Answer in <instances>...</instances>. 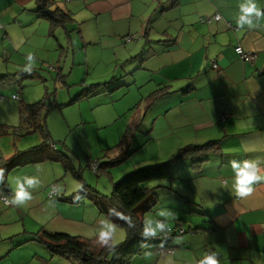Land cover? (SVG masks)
Wrapping results in <instances>:
<instances>
[{
    "label": "crops",
    "instance_id": "obj_1",
    "mask_svg": "<svg viewBox=\"0 0 264 264\" xmlns=\"http://www.w3.org/2000/svg\"><path fill=\"white\" fill-rule=\"evenodd\" d=\"M67 2L55 0L74 21L67 28L53 29L35 13L36 0H0V57L4 62L12 60L16 52L13 44H6L8 39L14 42L17 30L26 40H31L32 33L33 39L41 35L57 40V31L63 29L69 41L75 33L85 46L127 52L143 73L132 76L137 80L131 87L153 84V75L158 74L161 81L157 86L178 85L163 103L190 104L205 116L195 122V140L182 141L178 149L183 144H221V154L211 155L199 166L189 159L176 162L173 179L152 186L163 187L157 190L158 210L174 214L173 221L164 216L159 220L167 219L175 226L183 223L186 230L179 236L181 243L172 240L150 250L159 255L163 248L174 251L160 255L155 264H198L212 253L219 264H264V182L254 185L248 197L235 196L231 188L235 172L230 164L231 160L241 165L253 161L264 171V20L254 29L247 25L238 29L235 21L244 0ZM257 4L264 9V0ZM217 15L221 16L219 22L213 20ZM238 46L256 55V60L242 61L236 53ZM38 63L48 64L44 59Z\"/></svg>",
    "mask_w": 264,
    "mask_h": 264
},
{
    "label": "rangeland",
    "instance_id": "obj_2",
    "mask_svg": "<svg viewBox=\"0 0 264 264\" xmlns=\"http://www.w3.org/2000/svg\"><path fill=\"white\" fill-rule=\"evenodd\" d=\"M63 1L68 4L67 0ZM56 34L57 40L41 35L33 39V33L31 40H26L17 30L14 42L8 39L6 44H13L16 49L12 60L4 62L0 57V76L24 72L13 85L0 87V125L23 130L18 132L15 141L17 156L13 139H0V155L14 157L10 171L4 172L6 186L11 189L8 199L11 201L15 195L17 178L37 176L41 181L36 190L28 189L32 191V199L24 206L9 207L0 202V264H79L52 256L34 241L35 233L44 229L94 240L103 227L102 221L110 220L95 200L109 197L113 184L127 174L174 159L186 146L183 144L178 149V144L195 140V122L205 117L190 104L163 103L162 99L155 103L149 101L154 91L165 87L157 86L161 81L158 74L153 75V84L131 87L134 79L137 80L132 76L141 73V65L134 64L127 52H102L95 46H85L75 33L69 41L63 29ZM43 59L48 62L44 67L36 64ZM171 86H168L170 93L178 85L171 83ZM13 95L21 100H13ZM40 102H44L42 125L49 138L39 129L29 134L20 121L21 104ZM39 152L53 155L57 161L34 164ZM102 163L107 164L105 169L110 170V176L103 170L96 172L95 168ZM81 185L83 189L78 193ZM51 190L58 192V199H49ZM1 198L0 193V201ZM158 209L159 205L145 215V224L147 217L150 226L155 227L162 217L157 216ZM169 218L173 221L174 216ZM168 225L174 227L175 223ZM127 237V230L117 226L116 238L121 239L118 247L126 243ZM149 244L141 255L133 256L130 264H155L160 255L169 254L150 251L162 247L163 241L154 239Z\"/></svg>",
    "mask_w": 264,
    "mask_h": 264
},
{
    "label": "trees",
    "instance_id": "obj_3",
    "mask_svg": "<svg viewBox=\"0 0 264 264\" xmlns=\"http://www.w3.org/2000/svg\"><path fill=\"white\" fill-rule=\"evenodd\" d=\"M36 5L37 9L35 13L48 21L53 29L58 27L67 28L74 21L70 14L57 7L55 0H36ZM51 32L54 33L53 30ZM22 74L18 72L16 75L0 76V87L13 85L18 80V76L20 79ZM169 94L170 88L163 87L155 91L148 99L155 103ZM51 106L53 105L51 104ZM43 107L44 102L21 104L19 110L20 121L22 128H25L29 134H34L39 129L45 138H49L48 132L42 125ZM19 131L23 132L20 128L0 126V137H11L14 142L13 148L16 150L15 141ZM128 134L127 132L124 142L127 141ZM18 152L16 150V156L19 154ZM221 152L222 148L219 141H211L203 145L185 146L170 161H166L158 166L144 167L127 174L120 181L113 184L112 194L109 197L104 199L99 198L98 201L95 200V204L102 214L108 216L109 209L115 208L117 211L123 212L125 216L131 218L126 223L124 220L115 217V215L108 216L117 226L125 228L128 236L126 243L117 247L114 253L98 247L95 244V239L86 240L82 237L52 233L44 229L35 233L34 241L43 245L52 256L75 260L79 264H130L133 256L141 255L145 251L144 249L151 245L149 243L154 242L153 238L141 235L145 228L144 217L158 205L157 190L163 188L161 185L152 186L161 182L171 181L173 179V165L176 162L189 159L194 162V165L199 166V164L207 161L211 155L221 154ZM37 157L34 164L57 161V159L53 158V155L42 152H39ZM13 160L14 157L6 158L0 156V168L4 169L5 173H8L12 168L11 163ZM105 165L107 164L102 163L98 166L96 172L103 170L104 174L110 176V170L105 169ZM0 192L4 196L11 195V189L6 186V177L3 178V183H0ZM181 225L176 224L175 228H172L171 231L178 234ZM110 254L113 255L111 261L109 259Z\"/></svg>",
    "mask_w": 264,
    "mask_h": 264
},
{
    "label": "clouds",
    "instance_id": "obj_4",
    "mask_svg": "<svg viewBox=\"0 0 264 264\" xmlns=\"http://www.w3.org/2000/svg\"><path fill=\"white\" fill-rule=\"evenodd\" d=\"M261 20H264V9L258 6L257 0H244V3L240 4L239 15L235 21L238 29H243L245 25H247L249 29H254L260 26L259 22ZM27 59L31 60V57H27ZM27 70L31 71L30 68ZM230 164L232 170L235 172V176L232 178L231 183V188L235 196L241 198L248 197L253 193L254 185L264 182V171H262L255 162L245 160L241 165L236 160H231ZM4 171V169L0 168V183H3ZM40 184L41 181L37 176H24L22 180L17 178L14 186L15 195L11 199V205L17 207L24 206L32 199V191H29L28 189L36 190L39 188ZM82 189L83 185L80 186L77 192L79 193ZM113 215L120 220H124L126 223L131 219L130 217L125 216L123 212L117 211L115 208H110L108 216L111 217ZM157 216L169 218L173 217L174 214L166 210H161L157 212ZM102 224L103 227L97 231L95 244L102 249L114 253L121 242V239L116 238L117 225L109 219L103 220ZM181 226H183V224ZM165 230H167L168 233L171 232L167 219L163 222L157 220L155 227L153 228L150 226V220L146 217L145 228L141 235L155 239L161 237L159 234L165 232ZM184 234H186V230ZM179 236L182 235L176 236L173 239L174 243L182 242V238ZM165 243L167 242L165 241ZM162 250H165V248ZM198 264H219V262L216 254L212 253L206 254Z\"/></svg>",
    "mask_w": 264,
    "mask_h": 264
},
{
    "label": "built area",
    "instance_id": "obj_5",
    "mask_svg": "<svg viewBox=\"0 0 264 264\" xmlns=\"http://www.w3.org/2000/svg\"><path fill=\"white\" fill-rule=\"evenodd\" d=\"M213 20L219 22L221 20V16L220 15H217V16L214 17ZM127 41L128 42H131L132 41V37H129ZM236 53L241 57L242 60H245V61L248 60L249 62H254L256 60V55H251V54L245 53V51L243 50V48L241 46H238L236 48ZM213 67L215 69H218V66L216 64H213ZM12 99L15 100V101H19L20 100V97L14 95ZM95 170L97 171V168H95ZM58 197H59V195H58V192L56 190H51L50 191V193H49V199L55 200ZM1 202L3 204H5V205L9 206V207H12L13 206V205H11V201L8 199L7 196H4L3 195L2 198H1ZM184 233H185V229H184L183 226H181L179 228V230H178V234H175L172 231L169 232V233L166 231V232H164L161 235V240L162 241H166V242H170V241H172L176 237V235H183ZM167 252L169 254H173L174 253V251L171 250V249H168ZM162 253H166L165 250Z\"/></svg>",
    "mask_w": 264,
    "mask_h": 264
}]
</instances>
